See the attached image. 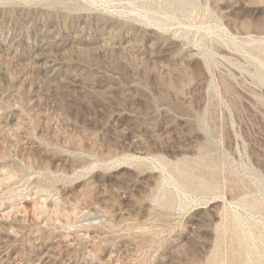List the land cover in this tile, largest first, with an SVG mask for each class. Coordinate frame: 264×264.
Here are the masks:
<instances>
[{"label":"rangeland","instance_id":"obj_1","mask_svg":"<svg viewBox=\"0 0 264 264\" xmlns=\"http://www.w3.org/2000/svg\"><path fill=\"white\" fill-rule=\"evenodd\" d=\"M0 264H264V0H0Z\"/></svg>","mask_w":264,"mask_h":264}]
</instances>
